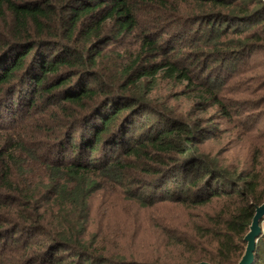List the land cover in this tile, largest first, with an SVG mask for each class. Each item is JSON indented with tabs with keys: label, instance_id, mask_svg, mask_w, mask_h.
Wrapping results in <instances>:
<instances>
[{
	"label": "trees",
	"instance_id": "trees-1",
	"mask_svg": "<svg viewBox=\"0 0 264 264\" xmlns=\"http://www.w3.org/2000/svg\"><path fill=\"white\" fill-rule=\"evenodd\" d=\"M244 74L264 98V0H0V264H237L264 204ZM231 129L243 160L204 152ZM98 197L148 213L146 253L92 232Z\"/></svg>",
	"mask_w": 264,
	"mask_h": 264
},
{
	"label": "rangeland",
	"instance_id": "rangeland-1",
	"mask_svg": "<svg viewBox=\"0 0 264 264\" xmlns=\"http://www.w3.org/2000/svg\"><path fill=\"white\" fill-rule=\"evenodd\" d=\"M261 58L252 56L248 59L246 55H244V61H240L238 63L239 67H241L244 63L249 62L253 65V67H257L261 64ZM257 72V71H256ZM246 76L237 82L234 85V89L236 91L235 95H231L229 98L232 100V105L239 110L242 115L239 121L236 123L237 125L246 124L252 128L264 129V98L261 93H253L252 95H246L243 90L251 84L250 75L244 74ZM234 84V83H232ZM238 92V93H237ZM184 100V101H183ZM179 99L172 102L174 107L176 108V112L184 113L188 107L185 99ZM212 112L208 111L199 115L201 118L202 124H205L209 120L213 119L214 116L211 115ZM198 116V114H196ZM231 127H229L230 129ZM237 130L231 129L229 133H227L221 140L220 144L207 145L204 148V152L210 154H218V158L223 157L225 160H231L232 158L243 160L248 152L247 145L249 143L241 145L238 142L240 137L235 135ZM255 134V132H253ZM255 136V135H252ZM254 143L256 140L251 138ZM245 139L241 140L244 141ZM238 142V143H237ZM221 147V148H220ZM228 150V151H226ZM220 153V155H219ZM148 213H139L136 207L128 206L127 203H122L114 198H95L92 205V232H99L100 234L104 232H115L118 228L125 229L126 226H129L131 229V233L126 236V240H136V244H143L144 253H146L147 244L153 241V232L147 231V221L146 216ZM138 225L141 226V230L139 231L136 228ZM261 226V234L258 238H264V219L260 224ZM135 228V229H134ZM136 248V249H135ZM141 247H133L132 250L140 249ZM127 253H131L129 249L126 250ZM148 254V253H147Z\"/></svg>",
	"mask_w": 264,
	"mask_h": 264
},
{
	"label": "water",
	"instance_id": "water-1",
	"mask_svg": "<svg viewBox=\"0 0 264 264\" xmlns=\"http://www.w3.org/2000/svg\"><path fill=\"white\" fill-rule=\"evenodd\" d=\"M264 219V204L260 205L255 209V214L252 222L249 226V230L244 237V242L246 244L244 253L237 264H252L254 258L255 245L257 243L258 237L261 234V222ZM197 264H209L206 262H200Z\"/></svg>",
	"mask_w": 264,
	"mask_h": 264
}]
</instances>
